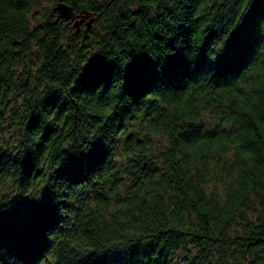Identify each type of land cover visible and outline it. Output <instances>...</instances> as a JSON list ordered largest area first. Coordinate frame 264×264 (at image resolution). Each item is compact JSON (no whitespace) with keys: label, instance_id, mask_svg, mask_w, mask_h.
I'll use <instances>...</instances> for the list:
<instances>
[{"label":"trees","instance_id":"16d2710c","mask_svg":"<svg viewBox=\"0 0 264 264\" xmlns=\"http://www.w3.org/2000/svg\"><path fill=\"white\" fill-rule=\"evenodd\" d=\"M43 1L0 0V264H264V0Z\"/></svg>","mask_w":264,"mask_h":264},{"label":"water","instance_id":"95a60500","mask_svg":"<svg viewBox=\"0 0 264 264\" xmlns=\"http://www.w3.org/2000/svg\"><path fill=\"white\" fill-rule=\"evenodd\" d=\"M52 9L58 13L59 17L65 20L70 19L73 14L72 6L66 4L62 0L57 1L52 7ZM76 16H78V18L74 20L75 32L80 30V23L82 21H84V24H85L84 30H87L88 28H90L91 23L93 22V19H94L92 16H88L87 14L82 15L81 13H78Z\"/></svg>","mask_w":264,"mask_h":264},{"label":"flooded vegetation","instance_id":"af4514ba","mask_svg":"<svg viewBox=\"0 0 264 264\" xmlns=\"http://www.w3.org/2000/svg\"><path fill=\"white\" fill-rule=\"evenodd\" d=\"M77 14L78 13L73 12L72 17L70 19H68V20H65L67 23H69L71 25V27H75L74 26V20L78 17V16H76ZM83 23H84V21H82L80 23V28L82 27Z\"/></svg>","mask_w":264,"mask_h":264},{"label":"rangeland","instance_id":"374dc122","mask_svg":"<svg viewBox=\"0 0 264 264\" xmlns=\"http://www.w3.org/2000/svg\"><path fill=\"white\" fill-rule=\"evenodd\" d=\"M43 5L44 6H50V5H52V2H48V1H43ZM78 18V17H77ZM184 252V250H182V249H178L177 251H176V253H183Z\"/></svg>","mask_w":264,"mask_h":264}]
</instances>
